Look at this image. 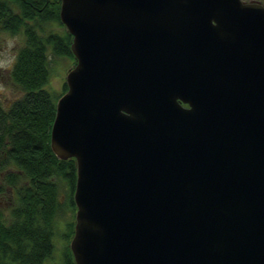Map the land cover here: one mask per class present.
Wrapping results in <instances>:
<instances>
[{"label":"water","instance_id":"water-1","mask_svg":"<svg viewBox=\"0 0 264 264\" xmlns=\"http://www.w3.org/2000/svg\"><path fill=\"white\" fill-rule=\"evenodd\" d=\"M75 63L74 264H264V3L60 0Z\"/></svg>","mask_w":264,"mask_h":264},{"label":"trees","instance_id":"trees-1","mask_svg":"<svg viewBox=\"0 0 264 264\" xmlns=\"http://www.w3.org/2000/svg\"><path fill=\"white\" fill-rule=\"evenodd\" d=\"M59 8L60 0H0V29L24 36L7 75L22 95L9 105L0 102V188L13 189L9 216L0 205V264H45L67 209L68 236L73 233L75 162L50 148L56 102L67 85L60 93L46 89L51 60H74L70 33L52 28L64 26ZM63 252L66 264H74L68 245Z\"/></svg>","mask_w":264,"mask_h":264},{"label":"rangeland","instance_id":"rangeland-1","mask_svg":"<svg viewBox=\"0 0 264 264\" xmlns=\"http://www.w3.org/2000/svg\"><path fill=\"white\" fill-rule=\"evenodd\" d=\"M52 28H55L56 31H61L65 27H61L55 23ZM23 43L24 36L22 34H10L0 29V96L3 105H6L11 100H16L22 95V92L15 86V84L10 82L7 75L10 71V67L15 61L16 52ZM73 61L74 60H71L70 58H54L51 60L52 75L46 85V89L56 93L62 91L66 73L71 67H73ZM0 202L4 215L9 216L8 206H10V204H8L6 199H0ZM71 215L72 212L67 209L66 215L63 218H58L59 223L57 225V233L53 238L55 249L52 256L46 259L45 264H66L63 248L67 245L69 247V241L72 236H68L69 230L67 227V222L72 218Z\"/></svg>","mask_w":264,"mask_h":264},{"label":"flooded vegetation","instance_id":"flooded-vegetation-1","mask_svg":"<svg viewBox=\"0 0 264 264\" xmlns=\"http://www.w3.org/2000/svg\"><path fill=\"white\" fill-rule=\"evenodd\" d=\"M0 102L2 103L1 96H0ZM11 102H13V100H11L6 105H9ZM12 198H13V189L7 188L5 191H3L0 188V199H6L8 201V204H11L12 203Z\"/></svg>","mask_w":264,"mask_h":264}]
</instances>
